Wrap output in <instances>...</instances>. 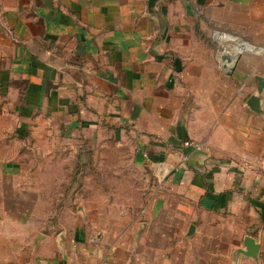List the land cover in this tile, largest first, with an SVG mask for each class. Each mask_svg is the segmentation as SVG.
Instances as JSON below:
<instances>
[{
	"label": "crops",
	"instance_id": "crops-1",
	"mask_svg": "<svg viewBox=\"0 0 264 264\" xmlns=\"http://www.w3.org/2000/svg\"><path fill=\"white\" fill-rule=\"evenodd\" d=\"M103 141L149 169L142 208L37 206ZM0 264H264V0H0Z\"/></svg>",
	"mask_w": 264,
	"mask_h": 264
},
{
	"label": "rangeland",
	"instance_id": "rangeland-1",
	"mask_svg": "<svg viewBox=\"0 0 264 264\" xmlns=\"http://www.w3.org/2000/svg\"><path fill=\"white\" fill-rule=\"evenodd\" d=\"M56 158L59 166L48 169L52 177L47 191H40L37 199V206L53 209L54 219L59 209L85 208L96 228L111 229L120 219L123 224L128 210L142 208L147 195L157 190L149 169L136 164L130 144L103 141Z\"/></svg>",
	"mask_w": 264,
	"mask_h": 264
},
{
	"label": "water",
	"instance_id": "water-1",
	"mask_svg": "<svg viewBox=\"0 0 264 264\" xmlns=\"http://www.w3.org/2000/svg\"><path fill=\"white\" fill-rule=\"evenodd\" d=\"M157 0H149V4L150 5H154V3ZM222 59L226 60L230 66V68L233 67L234 65V61H231L230 57L226 56V55H222ZM249 106L254 109L257 110L258 109V98L251 96L249 101H248ZM192 229V227H191ZM243 245H244V250H241L242 253L248 257H253L255 258L258 252V244L255 242L254 238L246 235L243 238Z\"/></svg>",
	"mask_w": 264,
	"mask_h": 264
},
{
	"label": "built area",
	"instance_id": "built-area-1",
	"mask_svg": "<svg viewBox=\"0 0 264 264\" xmlns=\"http://www.w3.org/2000/svg\"><path fill=\"white\" fill-rule=\"evenodd\" d=\"M184 145H185V146H192V143H191L190 141H186V142H184ZM194 145H195V148H199V146H198L197 143L194 144Z\"/></svg>",
	"mask_w": 264,
	"mask_h": 264
}]
</instances>
